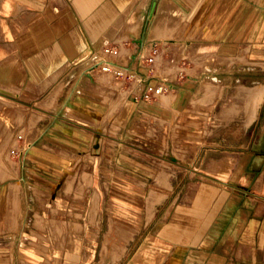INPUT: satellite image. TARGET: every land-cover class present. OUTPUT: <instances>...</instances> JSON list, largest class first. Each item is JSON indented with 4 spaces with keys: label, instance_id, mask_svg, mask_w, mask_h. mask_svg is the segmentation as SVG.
I'll list each match as a JSON object with an SVG mask.
<instances>
[{
    "label": "crops",
    "instance_id": "1",
    "mask_svg": "<svg viewBox=\"0 0 264 264\" xmlns=\"http://www.w3.org/2000/svg\"><path fill=\"white\" fill-rule=\"evenodd\" d=\"M162 1L0 0L1 114L26 118L30 115L29 104L39 102L43 113L56 119L66 114L70 103L68 111L76 118L75 128H93L86 120L95 115L105 116L112 93L109 85H101L93 78V73L109 63L127 73L131 70L136 72L138 84L142 85L139 95L147 84H165V91L156 96L152 103L157 111L168 118L169 108L174 110V99L165 102L164 97L169 95L166 92L174 90V83L155 76L153 71L165 64L163 53L173 41L169 31L177 25L174 22L180 18L181 36L187 38L184 43L185 49L189 50L194 44L192 38L222 34L236 36L238 3L237 0H226L218 5L208 2L202 9V3L173 0L175 10L164 20L161 37L150 38V28L158 16ZM249 2V34L264 36V0ZM202 11L205 15H202ZM172 16L177 18L170 24ZM137 17H141V23L137 34L133 35L131 28ZM257 30L261 32L254 33ZM127 41L132 42L133 51L126 62L104 59L89 62L90 59H87L107 44L119 50L120 43ZM126 51L123 49L122 57ZM144 51L148 52L146 56L153 54L151 64L144 61ZM137 56L141 58L140 62ZM105 78L109 80V76ZM126 78L118 79L130 85ZM187 80L191 81L190 78ZM203 82L198 91H203ZM203 94L206 99L210 98L214 95V89L208 94L203 91ZM115 95L119 108L111 119L114 118L118 133L139 132L137 115L132 116L143 113L140 107L145 102L137 100L133 106L129 104L124 107L128 96L133 95L132 90L124 96L117 92ZM53 98L58 106L55 109L50 107ZM13 102H17V105ZM99 102L103 107L100 111L95 107ZM263 104L264 96L257 114L246 128L256 121ZM191 122L187 128H200ZM69 127L74 128L72 125ZM22 128L47 126L40 120L33 124L27 120ZM53 128L62 126L56 124ZM152 128L161 127L156 123L151 124L149 130ZM149 140L168 149V143L158 141V137L156 140L149 137ZM118 143L126 148L125 142L118 140ZM260 143L251 146L255 151L219 159L213 164L214 172L210 180L191 178L189 168L193 158L189 155L163 157L167 161L162 162L165 168L161 167L163 171L159 172L158 167L148 166V160V163L139 164L136 154L133 158L123 155L125 163L140 165L141 171L134 174L135 188L124 187L122 191L118 204L121 215L112 217L123 238L116 264H264V152L256 151L264 149V141ZM132 146L127 148L135 149V145ZM19 164L24 171L19 172L17 177L0 173V264H81L75 254L63 258L62 255L52 257L46 251L35 255L29 250L27 230L35 227V213L45 217L51 213V209H55L53 220L49 217L43 223L48 227L53 221L54 225L60 226L63 210L60 206L31 209L23 199L26 191L24 185L28 181L25 167L33 165L36 177L44 180L45 177L40 178L39 175H48L45 172L52 170L55 162L36 155L30 160H21ZM6 170L11 172L10 168ZM119 175L125 177L129 174L125 172ZM191 180L194 181L193 187L190 186ZM12 181L16 184L20 182L22 186V191L18 193L21 200L16 203L6 200L8 196H14ZM11 239L20 240V251H11ZM24 242L27 243L25 246Z\"/></svg>",
    "mask_w": 264,
    "mask_h": 264
},
{
    "label": "rangeland",
    "instance_id": "2",
    "mask_svg": "<svg viewBox=\"0 0 264 264\" xmlns=\"http://www.w3.org/2000/svg\"><path fill=\"white\" fill-rule=\"evenodd\" d=\"M180 1L186 0H176ZM190 1L204 4L203 9L205 3L214 2L218 5L226 0ZM173 3V0L162 1L159 11L166 10V15L160 20V31L164 20L175 10ZM237 3L236 36L222 34L217 37L192 38L194 44L186 50L184 42L187 38L181 36L180 18L174 22L177 25L169 31L173 41L163 53L165 64L153 71L155 76L172 80L174 83V90L166 92L169 94V101L174 99V110L169 108L173 114L165 113L168 118L156 110L152 103L154 98L146 100L142 94L139 95L142 85L138 84L139 77L134 74L136 72L131 70L126 78L130 85L123 84L114 71H126L115 67L114 64L109 65V71H104L103 65L93 73V78L101 85H109L112 91L109 110L104 108L105 116L95 115L86 120L93 128H75L76 118L68 111L70 103L66 114L56 119L46 116L39 102L29 104L30 115L26 118L16 114L6 117L0 110V173H10L9 176L17 177L19 172L24 171L21 170L19 162L35 158L36 155L47 157L56 164L52 166V170L46 169L45 174L49 177L39 175L40 178L45 177L44 180L36 177L37 172L33 165L25 167L28 181L24 185L26 191L23 199L31 209L38 206H60L63 210L60 214V226L54 225L53 221L48 227L43 223L49 217L52 219L55 209H51V213L46 216L43 215L45 217L35 213V227L27 230L29 250L32 253L37 255L46 251L52 257L62 255L63 258L75 254L81 264L117 263L123 238L113 224L112 217L121 215L118 212V204L122 191L124 187L135 188L134 174L141 171L140 165L131 166L125 163L123 155L133 158L136 154L139 164L148 163V160V166L158 167V172L163 171L161 167L165 168L162 162L167 160L163 157L189 155L193 158L189 168L191 178L210 180L214 172L213 164L219 159L255 151L251 146L255 143L260 145V142L264 141V104L256 121L250 128H246L254 119V116L250 118V109L256 104V98L252 97L249 90L260 83L264 84V36L250 35L247 29L251 2L237 0ZM202 15H205L203 11ZM176 18L172 16L169 23ZM134 25L133 23L131 31ZM161 34L162 31L157 36L161 37ZM123 49L127 50L124 57L121 56ZM132 51L131 41L121 42L118 53H108L102 49L87 59H90L89 62L99 59L126 62ZM142 54L145 57L148 52L144 51ZM106 75L109 76L108 81ZM203 80L212 83L209 82L211 92L214 89V95L207 99L203 91H198ZM129 90H132L133 95L128 96L124 107L129 104L133 106L137 100L145 102L144 106L140 105L143 113H134L132 116L134 118L137 115L136 124L140 131L118 133L114 118L111 119L119 108L117 99H114L115 93L124 96ZM13 103L17 105V102ZM101 104L102 102H99V105H95L99 111L103 108ZM165 105L167 104L165 103L164 107ZM50 107H58L54 104V98ZM257 110L258 107L255 115ZM23 120H28L30 124L40 120L45 122L47 128H22ZM190 122L200 128H187ZM156 123L161 128L149 130L150 125ZM56 124H61L62 128H53ZM149 137L153 140L158 137V141L168 143V149L150 141ZM118 140L126 143L125 149L118 145ZM132 145H135V149L127 148L133 147ZM181 146H184V149H181ZM256 151L264 152V149ZM6 168H10L11 172ZM125 172L129 175H119ZM193 180L190 181L191 187L194 185ZM11 186L14 196H8L6 200H14L16 203L21 200L18 193L22 191V186L20 182L16 184L15 181L11 182ZM16 231L18 230H14ZM26 244L24 242V246ZM9 247L11 251H20V240L11 239Z\"/></svg>",
    "mask_w": 264,
    "mask_h": 264
},
{
    "label": "bare ground",
    "instance_id": "3",
    "mask_svg": "<svg viewBox=\"0 0 264 264\" xmlns=\"http://www.w3.org/2000/svg\"><path fill=\"white\" fill-rule=\"evenodd\" d=\"M167 11H168V9H167ZM165 15H166V10L162 9V10L158 11V16H157L156 20L153 21V24H152V26L150 28L151 29L150 30V34H149L150 38H153V37L157 36L158 33L161 32L159 24H160L161 18H163ZM140 23H141V17H139L138 19H136L134 21L135 25H134V28L131 31L133 35L137 34V31H138V29L140 27ZM202 89H203V91L206 92V94L210 93L211 92L210 83L207 82V81L203 82ZM249 91L252 93V95H253L252 97L256 98L255 107L251 106V109H250V118H252L253 116H255L256 107H258L259 103H261L262 100H263L264 84L260 83L259 85H256L255 87L251 88ZM164 101L168 102L169 101V97L165 96L164 97ZM257 101H258V103H257ZM16 218H18V216Z\"/></svg>",
    "mask_w": 264,
    "mask_h": 264
},
{
    "label": "built area",
    "instance_id": "4",
    "mask_svg": "<svg viewBox=\"0 0 264 264\" xmlns=\"http://www.w3.org/2000/svg\"><path fill=\"white\" fill-rule=\"evenodd\" d=\"M104 51L105 52H108V53H113V54H116L118 53V49L116 48V46H113V45H105L104 46ZM138 62L141 61V58L140 57H136ZM144 61L147 63V64H151L153 62V54L151 55H148L144 58ZM109 63L105 66H103V69L104 71H109L110 68H109ZM121 69V68H120ZM114 74L118 77H127L129 73L127 72H123L122 70H115L114 71ZM166 89V85L163 84V83H157L155 85H151V84H147L142 92V95L145 99H152V98H155L156 96H158L159 94H161L163 91H165Z\"/></svg>",
    "mask_w": 264,
    "mask_h": 264
},
{
    "label": "water",
    "instance_id": "5",
    "mask_svg": "<svg viewBox=\"0 0 264 264\" xmlns=\"http://www.w3.org/2000/svg\"><path fill=\"white\" fill-rule=\"evenodd\" d=\"M154 8H155V2H154V4H153V6H152V11L154 10Z\"/></svg>",
    "mask_w": 264,
    "mask_h": 264
}]
</instances>
